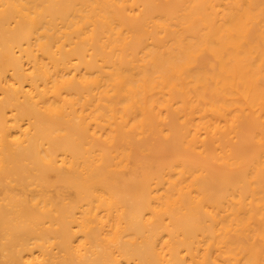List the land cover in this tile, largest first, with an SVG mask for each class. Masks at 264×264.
Masks as SVG:
<instances>
[{
	"label": "bare ground",
	"instance_id": "bare-ground-1",
	"mask_svg": "<svg viewBox=\"0 0 264 264\" xmlns=\"http://www.w3.org/2000/svg\"><path fill=\"white\" fill-rule=\"evenodd\" d=\"M0 264H264V0H0Z\"/></svg>",
	"mask_w": 264,
	"mask_h": 264
}]
</instances>
